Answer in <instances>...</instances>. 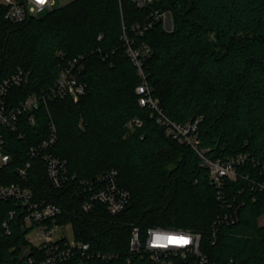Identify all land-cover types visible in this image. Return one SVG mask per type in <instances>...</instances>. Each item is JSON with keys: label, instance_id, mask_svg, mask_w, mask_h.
<instances>
[{"label": "trees", "instance_id": "obj_1", "mask_svg": "<svg viewBox=\"0 0 264 264\" xmlns=\"http://www.w3.org/2000/svg\"><path fill=\"white\" fill-rule=\"evenodd\" d=\"M151 10L168 13L171 30L158 20L142 35L133 32ZM124 35L134 47L150 49L142 69L165 115L178 123L199 118V144L208 158L246 154L256 167L239 171L252 177L264 167V0H150L143 8L131 0H71L20 23L5 20L0 7V81L17 70L28 74L10 90L11 104L47 91L79 56L85 86L76 102L64 97L41 105L33 124L22 113L15 130L0 127L2 150L11 158L0 182L18 181L15 170L29 162L26 185L35 199L62 209L56 222L69 224L74 239L91 250L119 260L128 256L133 227H162L200 233L201 251L213 263L264 264V224L258 225L264 194L237 180L225 186L221 205L194 152L166 136L138 104L140 77ZM135 118L141 124L129 127ZM50 122L57 136L51 153L75 177L57 189L44 163L27 156L47 138ZM108 170L117 172L128 204L114 216L99 204L82 212L80 182ZM12 208L0 201V264H25L35 253L24 232L12 223L9 235L1 228ZM234 209L237 222L219 225L213 242L216 217Z\"/></svg>", "mask_w": 264, "mask_h": 264}, {"label": "built area", "instance_id": "obj_2", "mask_svg": "<svg viewBox=\"0 0 264 264\" xmlns=\"http://www.w3.org/2000/svg\"><path fill=\"white\" fill-rule=\"evenodd\" d=\"M56 1L60 0H0V7L4 8L5 20L20 23L29 17L36 18L51 11L55 8ZM131 1L139 8L150 2V0ZM168 16L166 12L151 10L146 20L142 24H136L132 30L142 35L154 21L161 20L164 23ZM122 40L125 53L140 77V83L135 88L138 104L150 111L156 124L164 130L166 136L194 152L198 157L199 166L207 171L208 184L214 188L216 198L221 205L225 186L228 183H236L237 180L248 181L251 190L264 194V167L258 168L256 176L252 177L249 173L239 171L247 164L256 167L246 154H237L226 160L208 158L205 155L206 151L199 144L197 132L199 118L178 123L165 115L158 99L152 95L142 69L145 59L150 55V49L144 44L134 47L126 35ZM80 61L82 56L70 61L68 66L59 72L56 81L47 91L30 95L17 104L10 103L9 92L13 87L25 84L28 81V74L17 70L3 78L0 81V127L10 131L15 130L22 113L29 114V122L33 124L35 120L33 113L41 105H46L55 99L70 97L76 102L85 91V86L78 79L82 70ZM140 124V120L136 118L128 123L129 127ZM48 129L47 138L30 147L27 156L30 159H40L44 163L48 180L51 186L57 189L69 179L74 180L75 177L68 176L65 162L51 153L57 136L52 122L49 123ZM2 142L0 136V169L11 161L10 156L2 150ZM29 166L30 163L27 162L25 167L15 170L18 181L8 184L0 182V201H10L13 204V208L8 211L7 219L2 221L1 228L9 235L11 233L9 224L12 223L24 232L25 238L28 233H34L33 239L26 238V247L31 248L35 254L25 257V264H111L113 260L117 261L116 264H216L209 261L201 251L200 233L162 227H148L144 230L133 227L128 242V256L125 259L119 260L116 255L91 250L88 243L74 239L72 230L70 237L63 233L66 225L56 222L62 214L59 206L34 198L25 180ZM80 185L84 194L80 209L85 213L99 204L109 215L114 216L125 208L130 199L128 191L120 187L115 170L104 171L93 180L81 181ZM237 220L236 209L231 213L222 212L218 215L211 228L212 241L215 240L219 225L234 224ZM137 258L138 261H135Z\"/></svg>", "mask_w": 264, "mask_h": 264}, {"label": "rangeland", "instance_id": "obj_3", "mask_svg": "<svg viewBox=\"0 0 264 264\" xmlns=\"http://www.w3.org/2000/svg\"><path fill=\"white\" fill-rule=\"evenodd\" d=\"M69 2V0H60V1H56L55 3V7H58V6H61L65 3ZM163 27L164 29H166L167 31L171 30V20L169 18V16L167 18H165L164 20V23H163ZM264 224V217H261L258 219V225L259 226H262ZM63 233L65 235H68L69 237L71 236V228L69 225H66L64 228H63ZM34 237V233L33 232H30L26 235V238L27 239H33Z\"/></svg>", "mask_w": 264, "mask_h": 264}]
</instances>
